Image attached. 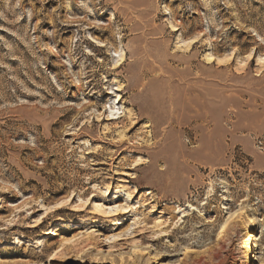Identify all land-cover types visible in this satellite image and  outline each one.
<instances>
[{
	"label": "rangeland",
	"instance_id": "1",
	"mask_svg": "<svg viewBox=\"0 0 264 264\" xmlns=\"http://www.w3.org/2000/svg\"><path fill=\"white\" fill-rule=\"evenodd\" d=\"M260 58L264 0H0V264H264Z\"/></svg>",
	"mask_w": 264,
	"mask_h": 264
},
{
	"label": "bare ground",
	"instance_id": "2",
	"mask_svg": "<svg viewBox=\"0 0 264 264\" xmlns=\"http://www.w3.org/2000/svg\"><path fill=\"white\" fill-rule=\"evenodd\" d=\"M101 47H104V45L103 44H98V46H97V48H101ZM210 61H212V59H209ZM217 60V59H216ZM215 60V61H216ZM221 61V60H220ZM258 61L260 62V63H263L264 62V59H258ZM264 64V63H263ZM117 90V89H116ZM118 91V90H117ZM116 92V91H115ZM110 93V92H109ZM119 103H117L116 105H118ZM109 109V108H108ZM116 110V109H115ZM115 112V111H114ZM119 113V112H118ZM118 113H112L111 114V116H110V120L111 121H117V120H119L121 117L120 116H118V115H120V114H118ZM60 209L61 208H58V209H56L57 211H60ZM231 218H232V215H230L227 219H226V221L220 226V228H219V232H218V234H217V239H220V238H222V237H224V235L226 234V232H227V226H228V224H229V221L231 220ZM248 220H249V225H248V228L249 229H253V227L255 228V219H254V217H250V218H248ZM251 230H249V231H251ZM219 242H221V241H219ZM220 244V243H219ZM218 244V245H219ZM218 247V246H217ZM212 253V255H211V257H214L215 258V254L213 253V252H211Z\"/></svg>",
	"mask_w": 264,
	"mask_h": 264
}]
</instances>
